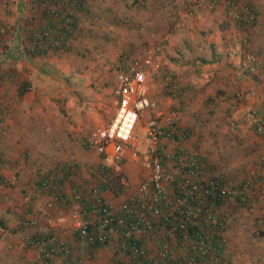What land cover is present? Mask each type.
Here are the masks:
<instances>
[{
    "label": "rangeland",
    "instance_id": "obj_1",
    "mask_svg": "<svg viewBox=\"0 0 264 264\" xmlns=\"http://www.w3.org/2000/svg\"><path fill=\"white\" fill-rule=\"evenodd\" d=\"M88 1L87 6L93 13L87 16L82 12L80 25L84 33L71 42L70 51L40 59L33 56L30 60L19 57L0 61V83H3L0 86V96L5 101V98H9V112L5 123L0 126V136H9L17 144L20 137L18 134L23 133L25 128H32V133L35 131V134L49 133L45 142L49 141V152L54 150L50 157L56 158L55 161L59 164H71L70 180H66L69 197H72L73 185L76 183L86 184V188L94 184L98 186L100 179L97 172L103 165L102 158L95 149L87 146L85 140L95 129L108 124L115 113L117 79L112 64L119 61L126 48V39L132 37L133 33L140 44L150 41L155 44V39L159 40L166 30L168 19L175 14L170 30H166L171 40L163 50L153 55L150 65L154 74L150 77L148 95L155 102V110L163 115L165 123L171 121L183 131L191 129L186 143L188 140L193 154L209 152L206 157L208 163L220 164L221 169L226 172L233 169L240 178L248 176V172L254 169L256 154L255 148L252 153L249 152L254 141L252 135H249L252 130L243 122V118L247 109L258 108L256 103L264 101V78L259 84L260 88L257 86L260 94H254L252 91H255V86L248 87V80H243L236 74L240 70L237 58L244 52L239 39L246 36L247 31L241 30L238 33L234 25L220 26L221 19L225 21L224 16L217 19L221 12L209 13L206 17L207 13L201 9L192 14V8L179 0H165L157 7H151L145 1L147 10L143 13L139 12L138 4L133 0ZM244 1L262 7L264 15V0ZM17 2L19 0H0V22L6 24L5 29H8L2 37L3 40H0L3 58L5 52L12 51L13 48L17 32ZM24 4V19H27L32 3L24 0ZM139 13L143 14L142 17L146 14L147 18L150 16V20H157L162 28L156 31V23L148 28L137 27L134 32L129 26L126 28ZM119 17L125 21L117 22ZM263 18L258 16L250 26V41L248 40L247 45L251 49L257 48L264 56V30L261 29ZM137 33L144 37H139ZM229 50H233L231 55H228ZM132 54V58H137L140 53ZM140 56L138 59L142 60L146 55ZM226 70L229 71L228 75ZM164 74L173 76L175 89L182 90L178 95L166 94ZM23 80L28 81L29 88L20 95L18 83ZM222 85L227 87L223 89ZM230 86L232 89L248 90L245 93L246 104L232 115L239 121L236 130L222 121L226 101L221 91L226 92L225 89ZM259 98H262L261 101H258ZM46 119L51 122L47 124L44 121ZM14 137L18 138L13 139ZM139 140L143 143L142 136ZM9 142H4L6 147ZM54 162L51 165L49 163V170L57 168ZM39 164L35 162L32 165L38 172L36 178L45 173L37 168ZM110 166L116 173L123 175L125 189L115 195L110 191L101 194L117 208L132 196L147 173L128 148L125 150L124 162L112 163ZM4 167V180L0 179V222L6 227L3 233L0 228V236L4 240L14 238L22 246H32L27 242L37 230L46 235L55 231H61L62 234L75 230L73 210L81 207L79 201L71 200V204L65 207L64 203L54 198L55 194L60 196L58 189L44 194L39 191L40 187L38 190L34 187L29 189L24 184L23 178L31 174L30 170L19 172L21 179L15 182L13 176L8 174V167L6 170ZM227 179L233 181L231 176ZM25 217L39 222L36 229L20 227L19 223ZM253 217L254 213L249 207L236 211V218L228 230V241L223 254L230 264H264V236L255 233L257 227L253 224ZM16 241L9 242L14 244ZM114 250L115 246H104L97 250L92 261L85 259V264H107Z\"/></svg>",
    "mask_w": 264,
    "mask_h": 264
},
{
    "label": "trees",
    "instance_id": "obj_2",
    "mask_svg": "<svg viewBox=\"0 0 264 264\" xmlns=\"http://www.w3.org/2000/svg\"><path fill=\"white\" fill-rule=\"evenodd\" d=\"M133 1L137 2L139 12L141 11V13H143L144 10H147L146 4L143 1ZM218 1H220L219 7L225 13L226 18L231 22L232 25H234V28L237 30V32L240 33L241 30L247 31L246 36L243 35L239 39L242 47L244 48V52H242L241 55H239L237 58L239 62L242 61L240 63L242 65L240 66V70L236 71V74L240 75L241 79L252 80L257 84V86H259L262 78H264V56L257 50V48L251 49L247 45V43L250 41V34L248 30L250 26L253 25L258 19V16L261 15L259 7L252 2L248 3V1L244 0ZM27 2H29V4L32 3L30 7L31 12L26 17L27 19H24V11L26 7V5L24 4V0H19V2H17V32L15 35L14 44L12 46L13 48L12 51L5 52L4 58L3 54L1 56L0 52V61L8 58L13 59L19 57L27 58L28 60H30V57L33 56L39 57L40 59L41 57H47L51 54L56 55L59 52L61 53L70 51L72 49L70 47L71 42H73L74 39L76 40L78 36L81 37L84 33L80 25V17L82 12H84V14L87 16H89L90 13H93L91 8L87 6V4L89 3L88 0H27ZM229 5L237 8L238 16L234 18L228 16L227 7ZM215 10L213 9L211 11ZM196 11L198 10H194L193 8L191 9L192 14H195ZM141 13L136 14V19L132 18V21L128 23L126 28L129 26V29L133 30V32L134 29L140 26L148 28L149 25L152 24L153 19L150 20V17H142L143 14ZM138 16L139 19H137ZM174 16L175 14H173L172 18H174ZM142 18H146V22H143ZM172 18L170 17L168 19V22H166V30H170L173 23ZM124 21L125 20L122 17H119L117 19V22L119 23ZM116 26L120 27L118 24ZM155 26L156 31H159V29L162 28V25L159 24L158 21H156ZM5 27L6 24L0 22L1 41L3 40L2 37L4 33L8 31V29H5ZM122 31L123 30H121V32ZM136 32L137 30H135V33ZM137 34L142 38V34ZM106 38H108V35L106 36ZM170 40V34L167 35L163 40L155 39L154 46L152 42H150L149 44L147 42H143V44H140V42H138L139 44H137V38L133 36L132 42L126 43V48L123 50L120 59H132L133 52L140 53L139 56H137V58H140L141 54H143V56L147 54L145 49L148 47H153V53L155 54V52L157 53L160 50H163ZM145 45L146 47H144ZM246 54H251L252 59L243 61V58ZM114 63L115 62H113V64ZM163 77L165 80L164 86L166 94L172 95L173 93H175L174 95H178L179 92L182 91L181 89H175V79H173V76L164 74ZM2 84L3 83H0V86ZM18 84H20L19 93L20 95H23V93L29 88V83L27 80H23ZM173 89L175 90L174 92ZM227 92L228 93H225L223 95L226 104L224 106V119L222 121L225 123H229L230 126L234 127V129L236 130L238 128L239 121L232 115L235 113L234 111L246 104L245 93H248V90L244 91L240 90L239 88H230ZM5 99L7 100L5 101L0 96V120L4 119L9 112V98ZM259 106L262 107V105ZM259 106L258 108L247 109L248 111L245 112L243 118V122L248 124L249 129L252 130L251 135L254 141V145L249 149V152L251 151L252 153V149L255 148L254 152L256 154V162L253 169L254 173H252L251 170L250 172H248V176L245 175L243 176V178H240L238 172L233 171V169H231V172H226L225 169H221L222 166L220 164L215 163L216 165H212L211 162L208 163L206 157H208L209 152L197 155L193 154L192 157L194 158L196 164H198L200 170L199 175L196 176L194 183H191L189 180H187L185 176L177 174L167 188L169 193L174 196V199L178 201L185 200L184 205H178L174 214L165 219L164 215L162 214L163 212L166 213V210L164 209V203L161 202L157 205L154 202L151 204L152 201L150 200L151 208L153 206L157 207V209L159 210V216L158 214L153 215L152 213H150L149 211L151 209L144 208L141 211L146 213L147 216L150 217L151 220H153L151 227L156 228L152 231L150 229L146 232L144 231V233L138 237L130 236L127 238H123L124 231L129 226V223L136 220V216L134 214L135 212L126 213L120 209H117L120 215H117V218L113 220L111 227L115 229L120 236L114 241V243L111 239L109 241V237H107V240L105 242H100L98 240L88 241L87 239L84 253L77 254L76 258L79 259L78 261L81 263L85 261V259L92 261L96 256L97 250H99L100 248H103L104 246H115L113 256L110 258L107 264H183L187 257L196 259L195 264H230V262L224 257L223 254L225 252L224 246L228 241V230L229 227H231L233 220L236 218V211L237 209H243L247 207L252 209L256 205V203L259 202L260 198L258 199V197L264 194V190L259 192L262 189V185H264V109H261ZM227 117H229L228 120ZM162 131L164 135H167V139L169 140L171 135L167 133L165 129H162ZM187 131H183L179 128L177 131L178 140L176 141L182 140L183 137L186 138V135L190 133L189 130ZM237 139H239L241 142L243 141L241 138ZM167 142L168 141L166 140L160 139L158 148L169 150ZM176 144L178 148L173 147L170 151L180 152L181 149H184L177 142ZM121 162H124V158ZM169 163L170 162L168 160H164V165H169ZM4 166H6V161L3 159L1 154V171ZM70 172L71 167L66 166L62 168H54L52 172L42 173V175L39 176V181L37 183L38 187H40L39 191L45 193H52L56 191L57 188L53 187H59V184L63 185L64 181L70 180ZM2 176L3 174L0 175V179L4 180ZM97 176L100 179V182H98L97 184L98 186L94 184L89 188H86V184L76 183L73 185L74 191L80 192V194L82 193V201L80 200L82 202L81 204L88 210L94 204L92 199V193H94L93 188L96 187V190H98L99 192L110 191L113 195L125 189L126 184L125 181L122 180L123 175L121 173H116L115 170L111 167L98 168ZM229 176L232 177L233 181H228L227 177ZM45 180H48L51 183L50 187L47 189L43 188V183ZM209 180H213L214 182H216L219 187H217L216 185L211 186V184L208 182ZM193 184H196L199 190H194ZM221 187H224L226 190L228 189L229 192L221 193ZM231 190L234 192H230ZM203 193H205V195ZM59 194L61 196L60 201H62V199H66L67 195H64L60 192ZM133 198L132 196H130V198H127V203H129L131 206L140 207V204H138L136 197ZM105 199L106 198H104L103 200ZM70 204L71 203L67 201L64 206L66 207V205ZM197 204L201 205L203 209L206 210V213H210L212 216H214L213 222L210 223L202 220L192 223L189 218H186L185 220L187 207ZM112 207L114 208V206ZM253 219V224L257 227L255 233L257 235L264 236V216L259 218L253 217ZM180 220L185 223V227L192 234L190 235V240L195 241L197 239V235L210 239V241L212 242V246H208L207 252L205 254H202L200 251L194 250V248L189 245L172 246V244L170 243V241L172 240L170 233V224L172 222L178 223L180 222ZM95 227L96 226L93 224L88 225V232L90 234L97 235V229ZM0 228H6L5 224L0 222ZM78 234L75 232L72 236H68L66 238L64 237V239L61 240L54 235L51 236L42 233L41 236L40 232L36 236L30 237L28 243H30L31 245L34 244V239L32 238L37 237L40 239V241L41 239H50L54 246H69L72 248V246H75V244L78 246ZM175 237L176 242L177 240L180 241L181 233H176ZM120 241H123L125 243L123 253L116 249V246H118L117 243ZM33 247L36 249L35 246ZM172 249L174 250V252H171ZM36 251L39 253L37 249ZM53 253L54 252L51 251L48 253L51 255H45V252H40L39 256L41 258L39 260L43 261L44 264H52V258L56 256V254ZM60 254L64 255L63 253ZM64 256H68L67 260L72 261V253L69 252L68 255ZM212 260L214 261L212 262ZM71 263L77 264L78 262Z\"/></svg>",
    "mask_w": 264,
    "mask_h": 264
},
{
    "label": "built area",
    "instance_id": "obj_3",
    "mask_svg": "<svg viewBox=\"0 0 264 264\" xmlns=\"http://www.w3.org/2000/svg\"><path fill=\"white\" fill-rule=\"evenodd\" d=\"M185 5H189L194 10H200L201 8L207 9L208 11L215 10L220 6V1L215 0H179ZM234 1V0H231ZM226 3V2H225ZM228 16L234 18L238 16L237 8L229 5L227 7ZM154 48L146 50V56L140 60L138 58H132V60L120 59L113 65V69L116 71L117 86L115 89L116 109L111 121L97 129H95L85 142L87 146L95 149L102 158V168L111 167L112 163H119L123 160L126 148L129 149L131 154L140 162L143 170L147 172L146 177L137 186L136 191L132 194V198L136 197L140 207L131 206L127 203V200L122 202L117 208H113L112 205L105 200V197L93 188L92 199L93 205L90 209L84 208L81 205L80 208L73 210V218L76 228L74 233L78 234L77 248L79 253H83L86 248L87 239L88 241L98 240L100 242H105L107 237L114 241L120 236L115 229L111 227V224L117 215H120L117 209H120L126 213L135 212L136 220L129 223V226L124 231V237L130 236L138 237L147 230H153L156 227H151L153 220L147 216L146 213L141 211L142 209H151L149 212L153 215H157L159 210L157 207L153 206L152 203L163 202L166 213H162L165 219L173 215L178 205H184L185 200L174 199L169 191L168 186L171 181L176 177L177 174H181L187 178L191 183H194L196 176L199 175V166L194 161L193 153L189 154L184 149L178 152L168 151L158 148V143L160 139L167 140V135L163 134L160 125L151 116L146 115L148 112H152L155 109V102L151 100L148 95L149 82L151 75L154 74V70H151V62L153 59ZM233 52L228 51V55ZM251 54H246L243 61H248L252 59ZM242 62V61H241ZM239 62L238 68L240 69ZM244 63V62H243ZM144 120V123H142ZM5 123V118L0 120V126ZM143 136L145 140V145L141 146L140 137ZM164 160H168L169 165H164ZM211 186H218L213 180L208 181ZM45 189L49 188L51 183L45 180L43 183ZM194 190H199L196 184H193ZM229 190L221 187V193H228ZM234 192V191H230ZM72 197L70 195L66 196V199H62L65 204L67 201L70 203L73 201H80L82 194L80 192H72ZM205 195V193H203ZM54 198L59 199L61 196L57 194ZM134 199V198H133ZM150 200L152 201L150 204ZM180 205V206H181ZM185 211V210H184ZM159 216V214H158ZM185 220L189 218L192 223L202 221L213 222L214 216L210 213H206V210L199 204L190 205L187 207L185 213ZM179 220V219H176ZM182 220L180 222H172L170 224V233L172 240L170 243L172 246H192L194 250L200 251L202 254L207 252L208 246L211 245L210 239L197 235V239L190 240V235H192L189 230L185 227V223ZM38 223L34 218L25 217L21 223L20 227H31L35 228ZM93 224L96 227L97 235L90 234L88 231V225ZM36 229V228H35ZM5 228H1V232ZM41 231L37 230L34 233L36 236ZM181 233V240H176L175 234ZM42 236V232H41ZM33 246L41 252H45V255L53 251L55 254L63 253L67 254L71 249L76 246H54L50 239L40 241L39 238L35 237ZM39 239V240H36ZM30 240V239H29ZM63 240V239H61ZM60 241V240H59ZM60 243V242H59ZM176 243V244H175ZM116 249L122 252L124 251L125 243L120 241L117 243ZM170 246V245H169ZM171 252H174L172 249ZM53 253V254H54ZM52 254V255H53ZM217 259V258H216ZM196 259L192 257H187L183 264H195ZM214 260H212L213 262Z\"/></svg>",
    "mask_w": 264,
    "mask_h": 264
},
{
    "label": "crops",
    "instance_id": "obj_4",
    "mask_svg": "<svg viewBox=\"0 0 264 264\" xmlns=\"http://www.w3.org/2000/svg\"><path fill=\"white\" fill-rule=\"evenodd\" d=\"M141 1H143L144 3H145V1L149 2L151 4V7H155V6L157 7L160 4H162L163 1H165V0H141ZM259 11L261 12V16H262L263 15L262 14L263 13V8L259 7ZM204 12L207 13L206 17H208L209 13H213V12H218L219 13V12H221L222 15L220 14L217 17V19L221 18V16H224V20L225 21H223L221 19L220 26L221 25L222 26H228V25L230 26V25H232L231 22L226 18L225 13L222 11V9L220 7L217 8L215 11H208L207 9H204ZM213 14H216V13H213ZM143 17H147L146 14H144ZM142 21L146 22V18L145 19L142 18ZM156 21L157 20L153 19L152 24L156 23ZM261 26H262L261 29L264 30V18L262 19ZM134 35L135 34L133 33V36ZM167 35H168V32L166 30H164L163 35L162 36L160 35L161 37L159 38V40H163ZM133 36L131 38H127L126 39L127 43L132 42ZM157 36H158V34H157ZM142 38H143V34H142ZM124 43H126V42H124ZM137 43H138V39H137ZM154 46H155V44H154ZM150 48L151 47H148L145 50L150 49ZM63 69H65V68H63ZM68 70H70V69H68ZM226 73L228 75L229 71L226 70ZM247 84H248L247 85L248 87H249V85L250 86H252V85L255 86L256 89H255V91L253 90L252 93H254V94L259 93L260 94V91H259L260 86H258L259 87L258 88L257 84L254 81L248 80ZM226 87H227V85H222L223 89L226 88ZM243 87H246V86L243 85ZM230 88H232V87L230 86L227 89H225L226 92H223V90L221 92L223 94L228 93L227 91ZM173 91H175V90L173 89ZM174 94L175 93H173L170 96H174ZM261 99L262 98H259L258 101H261ZM258 105H262V107H260V108L264 109V101L256 103L255 106H258ZM155 109H156V107H155ZM155 109L152 110V112H148L146 115H148V116L151 115L157 121L158 125H160V127L162 129H165V131L171 135L170 139L166 140V141H168L167 142V146H168V149H169L168 151H170L171 148H173V147L178 148V146L176 144V142H177L182 148H184L183 151L187 152L188 154H189V152H192L191 151L192 148H190V146L188 145V140H187V143H186V138L188 137V134L186 135V138L183 137L182 140L176 141V140H178V138H177V133L178 132L177 131H178V129L180 127H178L175 123H173L171 121H168V122L166 121L167 123H165V120L162 117L163 115H160L156 111L157 109L156 110ZM44 121L47 122V124H49L51 122L50 120H47V119L44 120ZM142 123H144V120H142ZM186 130H189V132L191 133V129L187 128ZM34 132L32 133V128H25L23 133L18 134V135H20V137L18 136L19 138L18 137H14L13 138V139H17L18 138L20 140V141L18 140L17 144H15V140H12V138H10L9 136H8V138H9L8 139L7 137L3 138L2 135H1L0 136V155L2 154L3 159L6 161V167H4V170H6V168L8 167V169H7L8 174H9V176H13V180L15 182H18L21 179V176H20L19 172H22V171L28 172L30 170L31 174L29 176L25 175L24 178H23L24 179V184L29 189L34 187L36 190H38L39 187H38L37 183H38L39 180L37 178H38L39 175L36 178V174H38V172H37L36 169L32 168L33 163H35V162L40 163L39 165H37V168L42 170L43 172L48 173V172H52L53 171V170H51V171L48 170L49 163L51 165V162L52 161L54 162L56 158L53 159V158L50 157V155L54 152V150L49 152L48 151V147H47L49 141L45 142L46 140H48L50 134L49 133H36L35 134ZM249 135H251V134L249 133ZM236 138H240V137H236ZM142 139H143L142 140V142H143L142 146H143V145H145L146 142H145L143 136H142ZM9 140H10V142H9ZM38 140H41V141H38ZM171 140H174L175 142L171 141ZM2 141H3V143H2ZM4 142H9L13 146H11L9 144V146L6 147ZM13 149H14V151H13ZM11 150L13 152H11ZM9 155L10 156L13 155V156L10 157ZM35 157H36V159H35ZM99 157H101V155ZM54 163L57 165V168H62V167H66V166H70L71 165L70 163H66V162L63 163V164H59L58 161H55ZM29 165H30V167H28ZM144 172H146V171H144ZM252 173H254V170H252ZM0 175H2V171L1 170H0ZM66 183H67V181H64L63 185L59 184V187H57V189H58L57 193L60 192V193H62L64 195H70L69 192L66 190ZM263 187H264V185H262V189L259 192L264 190ZM42 193L46 194L45 192H42ZM260 196L258 197V199L260 198V200L257 203V205H255L251 209L253 211V213H254V217L255 218H257V217L259 218V217H263L264 216V194H262ZM81 201H79V202L82 203ZM60 202L63 203L62 201H60ZM73 234H74V231H68L66 233L63 232L62 234H61V231H55L52 234L47 233V235H51V236L54 235V236H56L57 238H60V239H64V237L66 238L68 236H72ZM16 240L17 239H14V238H9V240L8 239L4 240L3 236H0V264H44L43 261L39 260L41 257L39 256V253L36 251V249L33 247V245L31 247L22 246L23 244H21V242L19 240H17V241ZM9 241H13V242L16 241V242L14 244H12ZM10 243L12 245H10ZM27 244H28V242H27ZM75 246L76 247L75 248L73 247L71 249V251H70V253H72V257H71L72 261L67 260L68 256H66V257L64 256V255H68V253L64 254V255H61L60 253H58V254H56L55 257L52 258V262H53L52 264H72L71 262H78L77 264H80L81 262H79L78 261L79 259L76 258L77 254H83L84 252L83 253H79L76 244H75ZM32 252L34 254H32ZM33 256H35V257H33ZM86 262H87V260L83 261L81 264H83V263L85 264ZM73 264H75V263H73Z\"/></svg>",
    "mask_w": 264,
    "mask_h": 264
}]
</instances>
